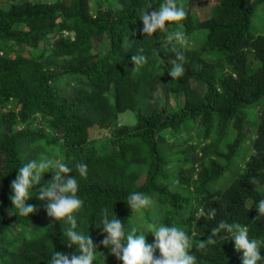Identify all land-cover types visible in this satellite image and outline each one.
<instances>
[{
    "label": "trees",
    "instance_id": "obj_1",
    "mask_svg": "<svg viewBox=\"0 0 264 264\" xmlns=\"http://www.w3.org/2000/svg\"><path fill=\"white\" fill-rule=\"evenodd\" d=\"M9 1V10L0 8L1 41L33 48L46 38L53 42L37 55L1 57L0 97L7 105L9 99L18 98L21 112L19 119L5 118L17 130L0 135V237L12 227L27 226L34 215H20L9 199L11 182L27 163L20 143L28 141L54 151L73 169L65 179L75 176L79 185L83 206L77 214V230L97 244L96 264H122L100 244L106 235L99 223L103 207L113 208L128 231L146 232L136 224V217L187 229L192 243L189 254L196 257V264H242L243 253L236 251L234 241L224 242L221 236L226 233L214 231L225 221L264 241V215L259 217L255 207L264 199V105L258 107L253 136L245 127L249 109L264 99V34L250 28L264 0H175L185 10L184 19L151 35L143 32V13L157 11L165 0H115L114 7L100 8L96 15L90 12L89 0ZM211 2H216L215 10L196 16L197 4ZM21 24L27 29H20ZM177 32L183 38L171 43ZM106 42L110 46L103 50ZM132 57L143 60L137 63ZM252 59L258 64L254 72ZM132 65L136 71L131 77ZM176 68L180 73L170 75ZM66 78L79 84L69 95L59 86ZM160 87L183 94V107L170 111L162 105L147 113L146 99ZM127 110L136 112L137 123L114 128ZM33 114L45 117L55 135L44 128L35 132L29 123ZM191 121L201 122L204 140L213 135V141L199 140L200 149L192 146ZM94 127L112 130L111 152L102 153L103 140L91 139ZM164 134L184 136L187 143L167 149L160 142ZM228 134L231 141L222 144ZM247 138L252 139V153L239 156ZM144 147H148L146 156ZM193 152L200 153L199 168H189L188 154ZM239 158L243 165L237 169ZM79 164L86 165L83 174ZM137 164L148 166L146 180L139 186L133 171ZM42 179L50 182L51 173H44ZM131 192L144 193L150 205L131 214L126 205ZM34 193L26 203L47 214L48 201L39 199V186ZM213 209L215 216L210 218ZM69 227L56 220L38 226L10 264H51L55 252L74 254L75 249L68 247ZM145 238L146 244L155 241L151 233ZM260 255L264 257V249Z\"/></svg>",
    "mask_w": 264,
    "mask_h": 264
},
{
    "label": "clouds",
    "instance_id": "obj_2",
    "mask_svg": "<svg viewBox=\"0 0 264 264\" xmlns=\"http://www.w3.org/2000/svg\"><path fill=\"white\" fill-rule=\"evenodd\" d=\"M185 15V10L178 7L175 0H165L157 11L151 13L147 11L143 14L141 19L144 25L143 32L151 35L158 30H164L171 26L170 22L182 21ZM175 36L177 39L183 38L180 32L175 33ZM132 59L138 63L143 57H132ZM179 73L180 69L176 68L169 74L175 76ZM77 168L83 174L86 165L79 164ZM70 172H73V169L63 162H56L53 167V161L47 159L29 160L17 170L18 174L10 185L9 199L12 208L17 209L20 215L29 217L30 214H34L38 209L26 202L33 197L37 186L41 185L42 175L51 173V181L39 187V199H47L46 211L49 217L55 218L59 224L70 225L66 232L70 241L68 247L75 249L74 254L71 255L55 252L51 257V264H96L97 244L90 235L82 234L77 230V214L83 202L78 196L79 185L76 177L65 179ZM150 203V198L144 193L131 192L126 205L133 214L147 208ZM255 207L258 209L259 217L264 215V199H260ZM99 214L100 227L106 233L100 244L122 264H196V257L189 254L192 249L191 239L181 228L165 223H153L147 226L146 232L139 228L128 231L113 208L103 207ZM209 216L210 218L215 216L214 209ZM146 233H151L155 237L153 244H146ZM221 233H226L225 236H221L224 242L231 238L236 251H242V264H259L264 259L260 255L261 250L264 249V241L250 238L244 228L221 221L217 224L214 234ZM199 246L204 247V244L201 243ZM76 248L79 249L78 252ZM157 250L159 255H156Z\"/></svg>",
    "mask_w": 264,
    "mask_h": 264
},
{
    "label": "rangeland",
    "instance_id": "obj_3",
    "mask_svg": "<svg viewBox=\"0 0 264 264\" xmlns=\"http://www.w3.org/2000/svg\"><path fill=\"white\" fill-rule=\"evenodd\" d=\"M33 1H36V0H33ZM48 1H54V0H48ZM89 4H90L91 14L96 15V13L98 12V10L100 8L105 9L104 7H106V8L114 7L116 2H115V0H89ZM215 4H216V2H211L208 5L197 4L196 8L194 9V12L196 13V16L197 15L203 16V15L209 14L213 10H215L214 9ZM10 7H11V3L9 0H0V8L5 9V10H9ZM145 12H147V11H145ZM148 12L151 13L153 11H148ZM18 27L20 29H24V30L27 29L26 25H24V24L18 25ZM141 27H142V24H139L136 29L140 30ZM250 28L256 34H264V5L261 6L257 10V12L254 13V15L252 16V19L250 22ZM65 35L71 36L73 38L75 34H74V32H66ZM35 37L36 36H33V39H35ZM203 39H205V36L203 37ZM52 42L53 41L51 39L46 38L45 40L40 41L41 45L39 48H33V47L27 46L25 44L8 45V43L6 41L0 40V62L2 61L1 57L5 58V57H8L10 55L15 57L18 54H22L23 56L40 54L45 49V47L47 48V47L51 46ZM179 42H180L179 39L174 38L171 43L178 44ZM171 43L166 42V44H171ZM109 46H110V43L106 42L103 50H105ZM4 48H6V49L3 50ZM60 61H63V58H61ZM257 66H258L257 62H255L252 59L251 64H250V70L252 72H254L255 69L257 68ZM135 71H136V66L132 65L131 66V77L133 76ZM60 83L61 84H59V86L63 89V93L65 95L71 94L72 91L74 90V88L77 85H79L78 82L75 84H70V79H67V78L62 80ZM51 84L55 85L56 82H53ZM1 89H2V86H1V80H0V90ZM3 98H4V96H3ZM142 101H144V99H142ZM146 101H147V103H146ZM146 101L144 102V105L146 103V106L144 109L147 113H151V112H153V110L155 108H158L162 105H166L170 109V111H176L177 109L183 107L185 99H184L183 94H171V93L166 92L163 87H160L158 90L155 91L154 97L146 99ZM263 105H264V99L262 101H260L257 106L251 107L248 111V114L246 113L247 114V120H246L245 127H246V130H248L249 132H252V136H253V132H255V129H256L257 123H258V117H259V108L258 107H262ZM20 112H21V102L18 101V98L17 99L16 98L9 99L8 105H7V102L2 101V99L0 97V135L5 131L11 133V130H13V133H14L17 130V128L13 127L11 124H9V122L5 121V118L9 116L14 120L19 119L20 118ZM29 123H30V125L31 124L33 125L32 127H33V130L35 132L41 128H44V129L48 130L49 133L51 132L50 135H52V136L55 135V130L53 128H51V126L49 125V121H47V119L45 117H41L38 114H33L31 119L29 120ZM136 123H137L136 112L132 111V110H127L124 113L120 114V117L117 120L114 128H121L123 126L133 127ZM190 124L191 125H190V129H189V131H190L189 133L195 134V135H193L195 138L192 139V142H191L193 144L192 146H194L195 148L198 147L200 149V146H201L200 141L203 140L202 143L205 141L204 140L205 129L203 128V125L201 122L191 121ZM196 131H198V132H196ZM91 134H92L91 139L96 138L98 140H103L104 144H103V148L101 151L102 153H104L106 151L107 152L112 151L113 147L110 146V144L112 145V142L108 143V140L110 139L111 134H112L111 129L103 130V129L94 127L92 129ZM230 136H232V135L228 134V136L225 137L224 140L222 141V144H225V143L231 141ZM252 139H253V137H252ZM252 139L247 138L246 143H243V145H245V146L242 150H239V152H238L239 156L247 157L248 155H250L252 153V148H251ZM212 141H213V135L210 137V139H208L205 142L210 143ZM131 142L137 143L136 140H131ZM160 142L162 143V145L165 148L170 149V150H173V148H175L181 144L187 143L184 136H180V137L175 138V137H171L170 134H164V136H160ZM56 143H57V146H61L60 145L61 141H56ZM20 144H21L20 145L21 150L23 152L24 159L26 162H28L29 160H32V159L40 160L41 158H43V159L53 161V165H54L56 162H61V160H62L61 156H58L57 153H55L54 151H51L49 148H46L43 145L34 146L28 141L27 142H21ZM89 149L90 148L88 147L87 150H89ZM147 151H148V147H144V149H142V154L146 156ZM188 155H189L190 159L192 160V164L190 165L189 168H192V167L199 168L198 159L200 157V153L199 152H193V153H189ZM235 160L233 162H235ZM221 162L225 163V161L223 159H221ZM235 163H236L237 169L241 168L243 165V161L241 163L240 158ZM133 171L138 177V181L136 182V185L139 186V185L143 184L145 182L147 174H148V166L142 165V164H137L134 166ZM226 174L229 177H232L231 172H227ZM229 177H227V181H228ZM44 184H46V182H45V180L42 179L41 185L39 187L43 186ZM216 186H219V185L216 183ZM184 193L186 195H188L189 191L184 190ZM54 220L55 219L53 217H49L43 209L39 208L34 213L32 219L30 220V223L27 226L12 227L6 233L5 236L0 237V240H3L0 243V263L3 264L2 261H4L7 264L13 263L19 256L20 248L24 245L23 240L25 238H31L34 234H36L39 231L38 226L50 224ZM145 223H146V225H144ZM136 224L143 226V228H145V229H147V226L150 225L149 223L145 222V220H143L141 217L140 218L136 217ZM143 228H141V229H143ZM182 230H184L190 236V233L188 232L187 229L182 228ZM107 257H110V256L107 255ZM239 261L241 262V259Z\"/></svg>",
    "mask_w": 264,
    "mask_h": 264
}]
</instances>
